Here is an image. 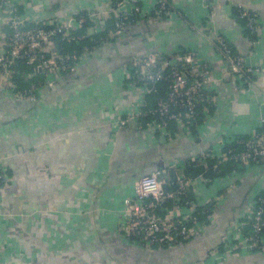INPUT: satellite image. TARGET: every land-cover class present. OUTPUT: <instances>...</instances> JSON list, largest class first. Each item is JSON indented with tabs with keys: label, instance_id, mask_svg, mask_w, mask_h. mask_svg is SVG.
<instances>
[{
	"label": "crops",
	"instance_id": "1",
	"mask_svg": "<svg viewBox=\"0 0 264 264\" xmlns=\"http://www.w3.org/2000/svg\"><path fill=\"white\" fill-rule=\"evenodd\" d=\"M34 1L42 12L26 11L30 18L104 11L114 0ZM136 1L148 9L157 0ZM166 2L177 15L169 20L145 17L128 26L76 74L58 78L51 88L40 87L33 101L15 102L0 92V164L5 169L0 264H264V249L249 250L240 236L231 235L235 224L243 231L246 208L264 191V164L197 184L196 203L219 200L194 240L144 249L117 232L122 201L139 177L191 160L198 149L215 146L221 138H248L264 127V33L247 59L259 70L250 90L227 75V65L210 42L220 35L246 55L250 39L235 9L256 13L264 26V0ZM181 50L209 65L218 97L196 133L162 142L133 122L113 131L112 115L125 116L140 97L127 79L130 57L149 52L173 56Z\"/></svg>",
	"mask_w": 264,
	"mask_h": 264
},
{
	"label": "built area",
	"instance_id": "2",
	"mask_svg": "<svg viewBox=\"0 0 264 264\" xmlns=\"http://www.w3.org/2000/svg\"><path fill=\"white\" fill-rule=\"evenodd\" d=\"M138 3L136 0H114L104 11L86 10L67 17L30 18L25 15L26 11L38 12L41 8L34 0L23 4L0 0V92L15 102L33 101L41 83H30L20 90L15 78L29 80L41 73L44 85L51 88L58 78L76 74L83 62L102 46L118 39L133 22L145 17L169 20L172 14L177 15L166 0H157L148 9ZM21 6H24L23 11ZM235 13L254 35L247 54L235 52L220 35H215L210 42L227 65V75L243 89L250 90L259 70L248 65L247 59L257 46L258 35L264 33V26L250 10L238 6ZM110 22L112 24L108 26ZM68 46L79 47V50H68ZM209 73V65L188 50L173 56L157 52L132 55L127 66V79L130 86L138 89L140 97L124 112L125 116L117 112L112 115L111 129L118 131L127 122H133L140 131L146 129L156 133L162 142L177 135L192 136V130H198L200 126L199 118L218 104ZM162 83H167L165 97L157 99L153 108H147L146 96L157 94ZM171 124L175 126L176 134H172ZM232 140L224 137L215 146L198 149L191 160L201 166H207L209 160L221 166L236 164L233 174L264 164L263 126L247 140ZM4 181L5 169L0 164V186ZM209 182L210 179L202 175L191 178L181 159L171 166L154 168L139 177L131 195L123 199L117 222L118 234L131 245L144 249L175 247L194 240L205 230L200 219L208 210L206 204L199 205L190 195L195 194L197 184L205 186ZM218 200L211 202L213 207ZM263 207L264 200L260 197L258 202L253 201L246 208L250 231L245 236L238 224L231 233L240 236L244 247L252 251L264 248Z\"/></svg>",
	"mask_w": 264,
	"mask_h": 264
},
{
	"label": "trees",
	"instance_id": "3",
	"mask_svg": "<svg viewBox=\"0 0 264 264\" xmlns=\"http://www.w3.org/2000/svg\"><path fill=\"white\" fill-rule=\"evenodd\" d=\"M239 21L242 23L246 34L249 36V39L251 40L252 38H254V35L250 34L248 29L245 27L244 21L240 20V19H239ZM111 24L112 23L110 22L108 24V26H111ZM255 38H256V36H255ZM82 44H85V42L82 43ZM67 49L68 50H72V49L79 50V47L68 46ZM27 72H29V71L26 70V73ZM15 82H16V84H17V86H18V88L20 90H24V89L27 88V85L30 84V83H35V82L38 83L39 82V83H41L40 86H44L45 79H44L43 74H41V73L39 74L38 73V74L35 75V77H33L32 79H29V80H25V79H23L21 77L15 78ZM166 88H167V83H162L160 85L159 89H158L157 94L147 95L146 98H145L146 107L147 108H153L155 106V104H156V100L157 99L164 98L165 97ZM199 119H200L199 122L201 123L203 117H201ZM170 127L172 129V134H176L177 130H176L175 126L173 124H171ZM196 131L197 130H192V136L196 133ZM248 138H243L242 140H247ZM230 139H233L232 141H234L236 138H230ZM183 161H184V166H185V168L187 170V173H188V175L191 178H196L197 176H201L202 175V176H205L206 178L210 179L209 183H211L213 181V179H215V178H224V177H226V176H228L230 174H233L234 170L236 169V166H235L236 164L234 165L232 163H228V164H225V165L221 166V165L216 164V162L213 161V160L212 161L209 160L208 163H207V166H201L196 161H192L190 159L183 160ZM191 196L193 197V195H190V197ZM260 197L264 200V191L262 193H260L257 197H255L254 201L258 202V199ZM213 208H214L213 204H211V203L206 204V209L208 210V213L205 214L204 216H202L201 219H200V222L205 227H206V224H208V218L212 215ZM197 209H201V208L198 207ZM262 218H263V221H264V207H263V216H262ZM245 223L246 224L242 227L244 236L250 231V220H245ZM253 251H259V250H253Z\"/></svg>",
	"mask_w": 264,
	"mask_h": 264
},
{
	"label": "rangeland",
	"instance_id": "4",
	"mask_svg": "<svg viewBox=\"0 0 264 264\" xmlns=\"http://www.w3.org/2000/svg\"><path fill=\"white\" fill-rule=\"evenodd\" d=\"M140 20H141V19H140ZM136 23H137V22H136ZM134 24H135V22L132 23V25H134ZM132 25H129V27L132 26ZM125 30H127V28H125ZM124 32H125V31H124ZM199 34L202 35L200 32H199ZM114 40H115V39H114ZM114 40H113V41H114ZM37 108H39V107H37ZM263 249H264V248H263ZM259 251H260V250H259Z\"/></svg>",
	"mask_w": 264,
	"mask_h": 264
}]
</instances>
